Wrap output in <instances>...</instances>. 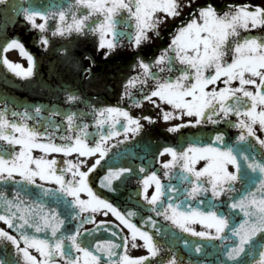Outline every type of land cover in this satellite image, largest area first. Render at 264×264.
<instances>
[{
	"label": "snow or ice",
	"instance_id": "1",
	"mask_svg": "<svg viewBox=\"0 0 264 264\" xmlns=\"http://www.w3.org/2000/svg\"><path fill=\"white\" fill-rule=\"evenodd\" d=\"M0 5L23 13L44 48H50L51 37L92 35L105 58L123 45L126 30L128 45L139 50L150 33L159 35L162 24L186 10L187 18L159 55L146 60L137 51L132 65L137 71L123 78L121 95L132 105L156 106L170 133L181 135L188 126L200 133L160 148L154 159L162 175H144L136 193L139 203L121 210L91 181L116 191L134 174L145 173L143 163H118L122 153L109 155L108 141L132 140L143 129L141 120L156 117L135 116L119 105L98 106L67 90L68 104L84 102L90 120L83 109L55 107L44 118L42 105L11 110L9 118L5 101L0 108V222L5 225L0 227V264H184L176 244L188 250L187 264H264V136L258 134L264 133V0H223L219 6L214 0H68L46 7L0 0ZM14 48L27 58V67L7 56L0 63L16 77H33L35 58L24 44L16 38L0 44V52ZM59 51L68 53L63 47ZM82 71L94 75L91 67ZM57 115L63 120L52 119ZM229 128L237 130L234 142L228 141ZM34 149L41 154L34 155ZM50 153L63 156L49 158ZM72 153L77 158H68ZM165 154L170 158L160 159ZM98 167L103 174L90 175ZM174 177L182 188L172 183ZM61 204L67 215L59 211ZM109 212L119 224L97 219L96 214ZM154 217L178 232L170 233ZM69 218L75 221L72 227ZM197 221L199 230L193 226ZM88 223L92 229L83 227ZM102 228L114 238H96ZM161 232L165 239L159 238ZM129 245L144 251L130 255ZM165 245L168 254L160 257Z\"/></svg>",
	"mask_w": 264,
	"mask_h": 264
},
{
	"label": "flooded vegetation",
	"instance_id": "2",
	"mask_svg": "<svg viewBox=\"0 0 264 264\" xmlns=\"http://www.w3.org/2000/svg\"><path fill=\"white\" fill-rule=\"evenodd\" d=\"M33 3L36 6H47L48 4H66L68 0H8L10 5L23 4L27 6L28 3ZM200 2V0H197ZM253 3H259L261 0H252ZM218 6L223 3V0H214ZM187 18L185 13L175 19H168V21L160 26L159 35L150 33V39L143 44V46L137 50L128 45L127 30L125 36L122 37L124 43L119 46L117 50L111 55L110 58H105L102 55V50L96 48V37L89 35H72L70 37H51L52 44L50 48H44L38 42V31L33 29L31 25L23 18V13L12 12L6 10L4 5H0V44H3L5 38H16L20 40L25 48L32 53L35 58L34 76L28 79H22L16 77L5 66L0 63V108L4 107V102L9 103L10 111L9 118L11 117V110L23 111L26 105H42L46 111L42 113L44 118H47L49 111L55 107L60 109L72 110L83 109L88 111L84 102L73 103L71 105L65 100V91H74L83 97V101L89 103H97L98 106L103 105H119L129 108L130 112L135 116H153L156 119L152 122L141 120L143 129L141 133L135 136L132 140L122 141L118 145L116 141L118 138L113 137L109 144L112 145L111 152H121L122 156L118 163H123V166H128V162H134L139 165L141 163L145 166V173L139 175H133L132 179L126 183H120L116 191L105 189L99 186L98 180L93 179L91 181L94 190L104 198L113 202L121 210L127 207H135L140 201V197L136 195L140 188V181L143 176L156 171L162 175V166L158 160L154 159L155 154L160 148L166 145H176L181 137H192L194 135H200L198 128L188 126L181 130V135L176 133H170L167 131L169 122L162 119L160 110L149 102H144L142 105H132L128 102L126 97L122 98L121 84L123 78L127 75H131L137 69L132 68V65L136 63L134 58L137 51L139 55L146 60H151L154 56L159 55L161 49L167 47L170 43V38L175 32L176 27ZM39 22V21H38ZM63 47L68 50L67 54L61 53L59 49ZM7 56V58L13 62L20 63L24 67H27V58L21 56L19 49H9L7 52H0V57ZM89 57L95 59V63L91 62ZM91 67L93 76L88 77V74L82 71V68ZM134 91H136L134 89ZM139 95V92H137ZM92 113L88 111L86 119H91ZM54 120H63L62 116H53ZM30 121V123H33ZM258 128V125H257ZM236 129H227V136L229 142L235 141ZM259 135L264 136V133L259 132ZM123 134L119 138L122 140ZM202 140H207V136H201ZM91 142V141H90ZM3 142H0L2 144ZM125 149L127 152L125 153ZM259 152V146L257 147ZM34 155H40L39 149L33 150ZM49 158L52 155H56L58 158L63 154L50 153L47 154ZM70 159L77 158L76 153L70 154ZM170 156L165 154L160 159H169ZM89 163L92 162V157L87 158ZM107 160V157L105 158ZM112 163V161H108ZM104 162L102 161V164ZM203 161H197V166H202ZM231 168V166H229ZM104 169L98 167L94 170L92 176H98L103 174ZM139 170L136 169V172ZM70 175V174H69ZM172 183L177 185L178 188H182V182L173 178ZM0 187H3L0 182ZM154 188V185L150 186L149 191ZM6 191L11 195V189L7 188ZM179 194V193H178ZM85 195V194H82ZM86 198V197H85ZM46 202H50L49 198L45 197ZM198 206V205H197ZM59 211L67 215L65 207L61 204ZM142 214H149L147 209L142 210ZM98 220H105L108 222L116 221V218L109 212L107 216L96 214ZM158 223L162 226H166L170 233H177L178 230L173 228L167 221H164L162 217H154ZM239 218V217H237ZM140 217H134V222H139ZM75 221L71 218L67 220V226H74ZM3 222H0V227H4ZM194 227L199 230L202 226L199 222L193 224ZM84 228H93L92 223L85 224ZM124 232L127 233L128 229L125 227ZM187 236L191 240L198 239L190 234H181ZM94 236L100 239H112V234L103 228L99 232H95ZM160 239H165L163 232H161ZM119 241V237H115ZM138 242L142 244V241ZM217 243H219L217 241ZM175 250L184 258V264H187L189 253L187 249H184L181 244L175 245ZM129 254L138 255L141 254L144 249L142 247L132 248L129 245ZM39 258V254L35 253ZM168 254L167 245L164 246L160 257H164ZM191 258L195 259V255ZM159 259V257H158ZM213 259V257H208Z\"/></svg>",
	"mask_w": 264,
	"mask_h": 264
}]
</instances>
